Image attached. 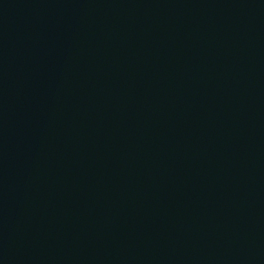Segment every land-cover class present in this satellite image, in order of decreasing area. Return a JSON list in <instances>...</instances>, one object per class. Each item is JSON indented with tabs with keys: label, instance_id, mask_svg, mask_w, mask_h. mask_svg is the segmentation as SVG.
<instances>
[{
	"label": "water",
	"instance_id": "95a60500",
	"mask_svg": "<svg viewBox=\"0 0 264 264\" xmlns=\"http://www.w3.org/2000/svg\"><path fill=\"white\" fill-rule=\"evenodd\" d=\"M0 264H264V0H0Z\"/></svg>",
	"mask_w": 264,
	"mask_h": 264
}]
</instances>
